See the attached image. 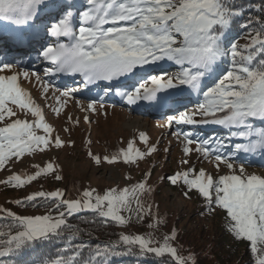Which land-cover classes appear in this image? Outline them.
Masks as SVG:
<instances>
[{"label":"snow or ice","instance_id":"6c2138e0","mask_svg":"<svg viewBox=\"0 0 264 264\" xmlns=\"http://www.w3.org/2000/svg\"><path fill=\"white\" fill-rule=\"evenodd\" d=\"M246 12L252 14L246 16ZM0 21L12 27L20 43L27 38L31 45V37L43 33L36 43L40 59L46 62L45 75L79 76L85 86L100 84L104 93L114 92L128 105L147 102L166 114L172 111L167 114L166 127L202 124L226 130L231 142L228 148L215 138L196 139L193 132L181 130L176 135L183 138L186 156L195 152L205 159L213 157L217 171L224 164L230 174L214 179L203 169L189 168L166 179L174 186L182 184L186 198L195 191L209 212L223 210L227 231L235 240L248 242L254 264H264V176L247 173L243 165L237 174L232 162L239 153L264 155V0L247 10L238 0H0ZM236 29L243 30L240 36L246 43L242 46L230 39ZM166 65L175 71L169 73ZM4 72L11 74H0V123L16 115L8 105L25 110L34 120L16 119L0 126V170L13 157L19 161L25 155L64 147L43 110L19 83L21 77L40 81L39 73L21 68L19 62L0 61V73ZM49 86L43 83L45 93ZM59 91L53 108L56 116L77 89ZM193 96L197 98L193 111L186 106L184 111L168 109ZM76 103L82 111H96L95 99L86 106ZM67 120L79 124L71 116ZM84 121L91 123L88 116ZM139 140L144 151L129 141L126 149L103 158L88 155L97 165L134 164L158 150L145 132L139 133ZM221 149L229 154H222ZM33 167L34 174L13 173L0 184L19 189L42 176L63 179L51 161ZM150 175L103 194L90 188L68 199L62 190L38 191L14 201L18 207H44L43 215L25 216L0 207V264H20L23 256L48 246L57 251L42 264H110L114 257L149 254L156 264H197L195 253L181 255L174 246L175 230L164 235L162 242L153 241L151 235L123 233L116 240L95 245L76 242L84 233L69 223V217L81 212L99 218L93 223L111 221L120 227L133 214L141 221L151 217L149 228L164 223L158 212L152 213L153 204L143 199L154 191L147 183Z\"/></svg>","mask_w":264,"mask_h":264},{"label":"rangeland","instance_id":"374dc122","mask_svg":"<svg viewBox=\"0 0 264 264\" xmlns=\"http://www.w3.org/2000/svg\"><path fill=\"white\" fill-rule=\"evenodd\" d=\"M4 28L13 32L12 27L8 26L7 22L0 21V35L4 33L2 30ZM38 40L40 39H36V41ZM36 41H33L30 45L26 38L23 43L15 41L12 45L26 49L29 55L35 58L38 57L37 52L40 50L38 43L33 44ZM15 53L19 54L15 51H12V53L1 51L0 61H16L20 63L21 68L27 69L29 72H35L30 69V66L24 65L22 61L15 60ZM38 65H41V62ZM167 70L169 73L175 71L173 68H167ZM0 74L10 75L11 73L4 72ZM39 75L40 81H37L35 77H30L29 79L21 77L19 83L31 95L35 104L43 110L46 122L55 129L54 135L60 136L64 142V147L60 149L51 148L43 153L36 152L31 156L25 155L19 161H16V158L13 157L12 160L6 162L5 168L0 170V181L5 180L13 173L34 174L36 171L35 167H33L34 164L44 166L49 161L58 166L59 174L63 176V179L57 181L51 175L47 177L42 176L31 184L19 189L0 184V207L25 216L43 215L47 212V209L44 207H18L14 201L23 199L27 195L38 191L50 192L62 190L66 193L68 199H76L79 193L90 188L96 189L100 194H103L111 188L123 189L136 182H140L145 178L147 173H151L147 183L154 191L150 197L146 196L143 199L145 204H153L152 213L156 214L158 212L159 218L164 223L158 228H149L148 224L153 222L151 217H145L141 221L133 214L126 226L120 227L115 225L119 236L122 233L127 235L140 234L145 237L151 235L153 241L160 240L162 242L163 236L170 234L172 230L176 231L177 236L183 232L188 233V235L190 233L193 234V230L195 234L199 233L200 230L203 232H214L216 230L222 216L226 215V213L220 209L209 212L205 206V202L195 191L189 193L191 198H186L183 194L184 189L182 184L174 186L166 178L176 172L195 168L197 172L203 169L206 174L213 176L214 179H218L219 175L230 174L229 170L224 164H221L219 171H217L215 166L216 161L213 157L205 159L195 152L190 156H186L182 151L183 138H178L176 135L181 130L186 131L184 125L173 124L171 127L165 126L167 114L172 113L167 111V114L164 113L160 117H153L149 114H146L148 117H142L139 116V113L144 111L143 108L151 105L147 102H140L138 105H128L125 100L114 94L113 96L117 100L115 104L122 107L95 102L96 111L86 112L82 111L80 104L76 102L80 101L85 106L90 102L77 99L73 96L72 99L67 100L64 111L59 116H56L53 112V108L56 106L55 97L60 96L59 90L67 88L54 86L50 83V80L42 77V73H39ZM45 81L50 85L46 93L43 88ZM77 93L78 91L74 94L77 95ZM191 98L197 99L195 96ZM182 100H185L182 102L190 103V98H183ZM193 104L196 106V103H191V105ZM8 106L12 108L16 115L10 119L6 118L4 122L0 123V126H4L16 119L34 120V117L30 113H26L25 110H21L15 105ZM195 106H192L188 111H193ZM153 108L148 111H160L155 107ZM177 109L179 110V108ZM68 116L73 117L74 120L78 119L79 124L69 123L67 120ZM85 116L89 117L91 123H85ZM149 116L153 118L151 119ZM136 118L143 125V129H126L124 127L129 122L137 120ZM210 126L221 129L219 126ZM65 128L68 131H64ZM141 131L147 134L149 143L157 146L158 150L134 164H124L123 162L107 164L102 162L100 165H97L88 155L91 152L103 158L105 155L114 154L119 149H126L129 141H134V146L144 151L145 145L139 140V133ZM38 134L43 133L38 131ZM224 136L228 138L227 132L224 133ZM227 142L226 148L231 146V142ZM165 149L169 150L165 151ZM221 151H223L222 154H229L225 149H221ZM183 160H188L189 163L183 164ZM232 162L237 169V174H239V167L243 165L247 173L264 176V155L260 153L247 155L239 153L235 155ZM126 177H130L131 179H126ZM156 205H158V209L155 207ZM133 208H135L134 204ZM87 213L90 212L77 214ZM121 215L127 218L129 213L122 212ZM174 246L177 247V239ZM188 254L187 252L181 253V255ZM34 264L42 263L38 262Z\"/></svg>","mask_w":264,"mask_h":264},{"label":"trees","instance_id":"16d2710c","mask_svg":"<svg viewBox=\"0 0 264 264\" xmlns=\"http://www.w3.org/2000/svg\"><path fill=\"white\" fill-rule=\"evenodd\" d=\"M238 3L247 10L261 5L262 0H238ZM251 14V12H246V16ZM241 31L243 30H233L230 34V39L236 40L242 46L246 43V39L240 36ZM98 219L92 213L76 214L73 217H69V223L78 226L81 232L84 233L76 242L95 245L96 243L108 242L119 238L114 222H92ZM177 248L180 249V254L182 252L195 253L197 264H254L248 242L235 240L227 231L226 215L222 216L221 222H219V226L214 232H203L200 230L199 233L195 234L193 230V234L190 233L188 235L186 232L178 234ZM56 251L57 248L53 246L38 247L28 255L20 258V264L42 263L43 259L54 256ZM110 264H156V258L151 254L144 257L124 255L112 258Z\"/></svg>","mask_w":264,"mask_h":264},{"label":"bare ground","instance_id":"6f19581e","mask_svg":"<svg viewBox=\"0 0 264 264\" xmlns=\"http://www.w3.org/2000/svg\"><path fill=\"white\" fill-rule=\"evenodd\" d=\"M61 75V74H60ZM57 76V75H56ZM66 76H68V75H66ZM70 77V79H73V78H80L79 76H71V75H69ZM69 79V80H70ZM76 84H77V82H76ZM76 93V92H75ZM135 119V118H134ZM126 129H137V130H141V129H143V125H141V123H139V119L137 118V120H134V122H129L128 124H126L125 126H124Z\"/></svg>","mask_w":264,"mask_h":264}]
</instances>
